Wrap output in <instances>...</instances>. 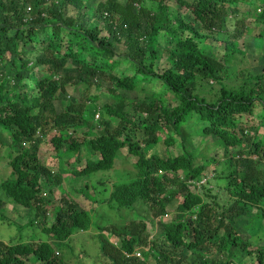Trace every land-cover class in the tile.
Segmentation results:
<instances>
[{
    "label": "trees",
    "instance_id": "obj_1",
    "mask_svg": "<svg viewBox=\"0 0 264 264\" xmlns=\"http://www.w3.org/2000/svg\"><path fill=\"white\" fill-rule=\"evenodd\" d=\"M252 25L264 42V0H0V218L20 207L28 231L0 242V264H75L61 250L77 234L97 245L96 264H264V246L240 238L264 222V53L245 48ZM105 81L113 101L100 104L89 92ZM150 83L153 102L127 96ZM190 132L221 142L225 159L197 161ZM46 141L57 170L39 159ZM177 141V156L144 154ZM124 149L136 171L107 201L148 208L151 236L146 218L100 225L90 210L102 199L84 209L60 192L67 174L85 180L75 191L88 201L90 174L117 168Z\"/></svg>",
    "mask_w": 264,
    "mask_h": 264
},
{
    "label": "rangeland",
    "instance_id": "obj_2",
    "mask_svg": "<svg viewBox=\"0 0 264 264\" xmlns=\"http://www.w3.org/2000/svg\"><path fill=\"white\" fill-rule=\"evenodd\" d=\"M99 1L101 0H96V3ZM118 1L122 3L125 2V0H118ZM92 2H94V0H92ZM242 10L243 12L245 11V9L243 8ZM252 27L254 26L252 25L250 27L251 29L248 28V33L246 40L244 41V44H245V48L248 50L247 52H249L250 54H254L256 57H259V55H262V53H264V42H263V38L253 37V34L250 33L251 31L252 32L254 31ZM256 30L258 33L259 32L263 33V37H264V31H263L264 29L258 27ZM38 74L40 73L38 72ZM101 86L102 89L95 87L91 88L89 93L91 95L98 96L100 104H103L106 101H109L108 103L112 102L113 99L109 96L108 93L104 92V89L106 87H109V84L105 81L101 84ZM151 86L152 83L147 85H141L132 92L127 93V96L132 100H136V101L144 100L147 103H151L154 100V97L150 95V91H152ZM68 92L71 95L72 89L68 90ZM62 106L63 104L59 103L58 101L55 102V107L57 111H62ZM94 119L96 120L99 119V116L95 115ZM5 134L6 132H4V134L2 135V137L5 139V142L3 143L7 144L9 143V139H8V134L6 135ZM51 135L52 133H49L47 135V139L50 138ZM190 135L192 138H189V141L188 140L186 141V146L188 148H192L191 153L194 156V158H198L197 161H199L200 158L207 160L215 159L214 162L225 159L224 151H223L224 147L221 142L214 141L213 139L211 140L208 137L206 139H202L200 134H195L193 132H190ZM134 137L137 140H141L143 138V135L140 131H138L136 132V135L133 136V138ZM143 151L145 152L144 154L146 157L155 153L162 158H165L168 155L177 156L182 152L179 141H177L175 145H172V147H167L166 145L160 143V145L156 148H151V149L143 148ZM1 152L2 149L0 148V153ZM120 154L115 160V165L116 166L118 165L117 168L109 171H98L96 173L90 174L89 177H90L91 189L87 190L88 192L87 198L89 197L88 201L85 200L82 196H80L79 193H76L77 191H75V188L77 187L83 188L85 180L78 182L77 180H73L70 176H67V174L62 173L63 184H62V190H60V192L70 195L71 198L74 199V202H76L84 209L90 208L91 204L89 203V200L102 199L103 202L97 203L96 206L94 208H91L90 210L91 218H93L94 220L97 219L100 225H102V221H104L105 223L112 222L114 224H120L121 223L120 219H123L127 223V221L129 220L136 221L139 219L146 218L145 220H146L147 230L151 236L157 232V221L151 216V213L148 212L147 210L148 208H145L137 204L136 208L133 210L118 209L117 206L113 205L115 203H111L110 205L109 202L107 201L109 192L112 189V184L123 183L126 177L133 176V173L136 171L134 167V163L136 160L135 157L130 155L127 149L121 150ZM38 156L43 164L45 165L47 164L48 166L52 165L55 167L54 170H57V163L51 164L52 162L55 161L54 158L55 155L53 148L50 143L48 144V141H46L43 145L40 146ZM82 157L83 155H81V159ZM2 169L3 168L0 167V172L2 171ZM211 175L212 173H210V176ZM100 181L105 182L104 185H100L98 183ZM88 184H89V180H88ZM95 197L96 199H94ZM1 213L2 216L0 218V242L7 243L9 239L16 237H20L23 240L24 237L28 236V231L22 230L19 226L26 222V218L24 214L25 210L13 204L8 203L1 209ZM253 222L255 223V224L253 223L254 227L257 225L259 226L260 224V221L256 223V220H254ZM260 226L261 228L256 232L253 231V229H249V227H246L245 229L242 228V230L240 229L241 240L249 242L253 247L264 246V222L261 223ZM89 233L99 234V235L102 234V237L105 240L110 241L111 239L113 244H116L117 242V240L110 238L109 233L105 230L101 231L99 229L98 230L91 229ZM87 238L88 237H83L81 234H77L73 236V238L67 240V242L63 246V249L61 250L62 253L61 255L63 259H67L70 257L75 261V264H96L99 250L97 248V245H95V243L93 244L90 240H87ZM24 241L27 240L25 239ZM230 252L232 253L233 256H242L240 255V252H238L237 250H233V248L230 249ZM136 256L138 257L139 254L137 253ZM98 262H103V259L99 258ZM250 262L252 261L250 260V257H248L245 258L242 264H247V263L249 264Z\"/></svg>",
    "mask_w": 264,
    "mask_h": 264
},
{
    "label": "clouds",
    "instance_id": "obj_3",
    "mask_svg": "<svg viewBox=\"0 0 264 264\" xmlns=\"http://www.w3.org/2000/svg\"><path fill=\"white\" fill-rule=\"evenodd\" d=\"M95 115H96V116H98V114H97V113H96ZM115 206H117V205L115 204ZM117 208H118V209H124V208H119V207H117ZM135 256H136V255H135Z\"/></svg>",
    "mask_w": 264,
    "mask_h": 264
},
{
    "label": "built area",
    "instance_id": "obj_4",
    "mask_svg": "<svg viewBox=\"0 0 264 264\" xmlns=\"http://www.w3.org/2000/svg\"><path fill=\"white\" fill-rule=\"evenodd\" d=\"M136 254H137V253H136ZM136 254H135V255H136Z\"/></svg>",
    "mask_w": 264,
    "mask_h": 264
}]
</instances>
